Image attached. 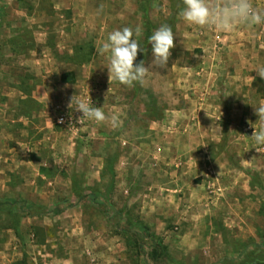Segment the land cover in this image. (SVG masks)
<instances>
[{
	"label": "rangeland",
	"instance_id": "obj_1",
	"mask_svg": "<svg viewBox=\"0 0 264 264\" xmlns=\"http://www.w3.org/2000/svg\"><path fill=\"white\" fill-rule=\"evenodd\" d=\"M98 1L0 0V264H264V23L224 32L186 23L182 0H116L113 30L141 27L150 67L129 88L109 83L102 31L71 24L104 19ZM165 24L176 46L152 67ZM74 95L122 126L79 122Z\"/></svg>",
	"mask_w": 264,
	"mask_h": 264
},
{
	"label": "clouds",
	"instance_id": "obj_2",
	"mask_svg": "<svg viewBox=\"0 0 264 264\" xmlns=\"http://www.w3.org/2000/svg\"><path fill=\"white\" fill-rule=\"evenodd\" d=\"M182 3L184 7L179 16L186 23L202 28L229 32L241 24L253 26L264 23V13L256 10L251 0H182ZM141 35L142 29L139 26L135 30L131 27L117 29L110 32L107 39L97 48L100 55L107 57L110 85L116 81L131 88L136 83H145L150 67L145 66L144 61L135 63L138 53L143 50L139 41ZM148 43L152 46V67L166 68L171 50L176 46L171 26L161 25L148 38ZM256 72L264 79V67L258 68ZM68 108L82 113L79 122L90 120L98 124L107 123L112 129L122 126V121L117 115H106L103 107L91 106L78 95L70 98ZM254 108L258 116L256 123H259L260 127L258 130L254 127L250 138L259 152L264 149V100Z\"/></svg>",
	"mask_w": 264,
	"mask_h": 264
},
{
	"label": "crops",
	"instance_id": "obj_3",
	"mask_svg": "<svg viewBox=\"0 0 264 264\" xmlns=\"http://www.w3.org/2000/svg\"><path fill=\"white\" fill-rule=\"evenodd\" d=\"M91 1L92 2V0H87V2L86 3H89V2ZM90 2V3H91ZM98 6H100L102 9H103V12H104V16H105V18L104 19H101V18H99L98 20L96 19V20H93L94 22H92L91 21V23H88V21L87 22H85L84 20H81V19H79V20H77V19H75V20H73V22L71 23L72 24V26H74L75 24H74V21H75V23L76 22H83V24H84V26L86 25V24H88V25H90V26H92L93 28H95L96 30H98V31H102L101 32V34H103L104 35V39H107V37H108V34L110 33V32H112V31H114L113 30V25H115L116 23V21H121V22H124V18H122V11H124V10H126V8L128 7V5L127 6H125L124 4H119V3H117L116 2V0H100V1H98ZM72 5L75 7V9H76V6H75V3L74 2H72ZM91 5L92 4H90V8H93V5H92V7H91ZM120 5V6H119ZM123 5V6H122ZM117 6H119V7H117ZM89 6L87 5V8H88ZM122 10V11H121ZM86 23V24H85ZM99 39V38H98ZM77 51V49H75V47H72L71 48V54L72 55H75V52ZM70 53V52H69ZM92 71V70H91ZM65 83V85H68L69 83L68 82H64ZM75 87H77L76 85H75ZM38 99V98H37ZM36 97H32V96H30V100L34 103V104H36ZM34 101H36V102H34Z\"/></svg>",
	"mask_w": 264,
	"mask_h": 264
},
{
	"label": "trees",
	"instance_id": "obj_4",
	"mask_svg": "<svg viewBox=\"0 0 264 264\" xmlns=\"http://www.w3.org/2000/svg\"><path fill=\"white\" fill-rule=\"evenodd\" d=\"M55 213H56V214H60V213H62V210L57 209V210H55Z\"/></svg>",
	"mask_w": 264,
	"mask_h": 264
},
{
	"label": "built area",
	"instance_id": "obj_5",
	"mask_svg": "<svg viewBox=\"0 0 264 264\" xmlns=\"http://www.w3.org/2000/svg\"><path fill=\"white\" fill-rule=\"evenodd\" d=\"M63 122H65V119L64 118H61L60 119V123H63Z\"/></svg>",
	"mask_w": 264,
	"mask_h": 264
}]
</instances>
